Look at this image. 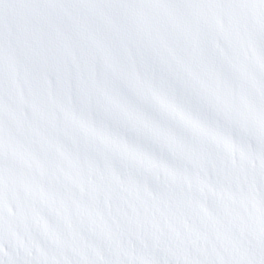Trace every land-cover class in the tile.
<instances>
[{"label":"snow or ice","instance_id":"6c2138e0","mask_svg":"<svg viewBox=\"0 0 264 264\" xmlns=\"http://www.w3.org/2000/svg\"><path fill=\"white\" fill-rule=\"evenodd\" d=\"M0 264H264V0H0Z\"/></svg>","mask_w":264,"mask_h":264}]
</instances>
